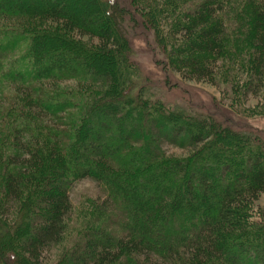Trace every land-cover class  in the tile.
Listing matches in <instances>:
<instances>
[{
	"label": "trees",
	"instance_id": "trees-1",
	"mask_svg": "<svg viewBox=\"0 0 264 264\" xmlns=\"http://www.w3.org/2000/svg\"><path fill=\"white\" fill-rule=\"evenodd\" d=\"M4 1L27 48L0 61V264H264V137L153 97L122 30L262 116L264 0ZM84 178L104 199L75 212Z\"/></svg>",
	"mask_w": 264,
	"mask_h": 264
},
{
	"label": "rangeland",
	"instance_id": "rangeland-1",
	"mask_svg": "<svg viewBox=\"0 0 264 264\" xmlns=\"http://www.w3.org/2000/svg\"><path fill=\"white\" fill-rule=\"evenodd\" d=\"M10 1L11 5L15 4L14 0ZM5 2L0 0V7L6 6ZM122 4H126V0H123ZM130 17L134 18L136 16L131 12ZM7 19L4 22L0 19V26L3 24V26L8 27V29L4 30L0 27V61L3 64L9 63L10 68L14 71L20 65L22 66L21 61L17 60L27 46L20 44L21 47L5 50L7 47H5L4 43L11 40L10 31L16 25L15 18L8 17ZM128 22L132 23V20ZM131 23H127L128 30L125 26H123L122 30L132 43V55L142 75L140 82L146 84L148 92L153 97L160 99L168 108L177 106L198 113L210 114L216 119L222 120V122L229 118L235 130L245 133L254 132L264 137V114L247 118L238 111L231 109L228 102L223 101L224 95L221 94L219 86H212L203 81L185 80L178 74L172 73L168 64L162 65L158 63V61H162L163 57L153 42L151 34L146 32L144 35L141 27L138 32L133 34L129 31ZM135 23L138 24L137 22ZM259 103V99L249 98L242 108L246 106L247 109L253 110ZM167 151L174 156L185 155V152L179 148L169 147ZM102 193L100 185L89 178L76 181L69 191V199L73 210L75 212H87L85 201L91 199L103 200L104 196ZM255 210L264 213V193L258 197Z\"/></svg>",
	"mask_w": 264,
	"mask_h": 264
}]
</instances>
